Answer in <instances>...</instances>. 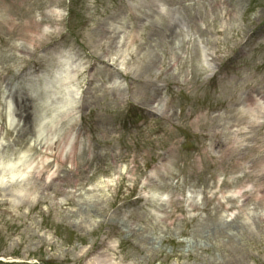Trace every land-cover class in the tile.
I'll return each instance as SVG.
<instances>
[{
	"label": "rangeland",
	"instance_id": "374dc122",
	"mask_svg": "<svg viewBox=\"0 0 264 264\" xmlns=\"http://www.w3.org/2000/svg\"><path fill=\"white\" fill-rule=\"evenodd\" d=\"M0 264H264V0H0Z\"/></svg>",
	"mask_w": 264,
	"mask_h": 264
},
{
	"label": "bare ground",
	"instance_id": "6f19581e",
	"mask_svg": "<svg viewBox=\"0 0 264 264\" xmlns=\"http://www.w3.org/2000/svg\"><path fill=\"white\" fill-rule=\"evenodd\" d=\"M156 33L159 34L158 31ZM148 59H150V57ZM84 64L85 63H83V64L80 63V65L77 64V65H75V67H73V65H69L68 68L64 72L65 75L64 76L62 75V79L58 80V84H61L63 86H71V84H72L71 82L74 81L75 75L78 76V73L80 72L79 70H82L81 68H83ZM77 81L78 80L76 79L75 83H73L74 88H72V90L70 91L71 93L68 92V93H70L69 95L67 94L63 98V100L61 99L62 96L60 95L59 96L60 99L57 100L62 105V107H61L62 111L65 113L66 117H68V120H70V121H73V119L77 116V112H76L77 108H76V105H74L75 100L73 97V92L75 90V87L77 88V86H78ZM73 112H74V114H73ZM30 117H31V111H29L27 105L25 103H23L22 111H21L20 117H19V121H22L21 119H23V120H25V122L22 121L23 124L30 123L31 122ZM26 120H28V121H26ZM45 139H46L45 137L41 138V142L43 143V148L45 147V144L47 143L45 141ZM46 159H48V157H46L44 159V161H47ZM25 174H27V173H21V175H25Z\"/></svg>",
	"mask_w": 264,
	"mask_h": 264
}]
</instances>
